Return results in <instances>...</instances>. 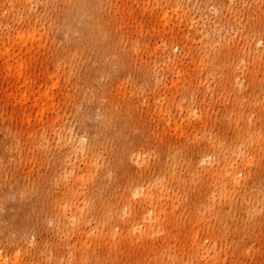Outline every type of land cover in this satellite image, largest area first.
Wrapping results in <instances>:
<instances>
[{"label":"rangeland","instance_id":"rangeland-1","mask_svg":"<svg viewBox=\"0 0 264 264\" xmlns=\"http://www.w3.org/2000/svg\"><path fill=\"white\" fill-rule=\"evenodd\" d=\"M101 120L156 165L138 203ZM109 259L264 264V0H0V264Z\"/></svg>","mask_w":264,"mask_h":264},{"label":"bare ground","instance_id":"bare-ground-1","mask_svg":"<svg viewBox=\"0 0 264 264\" xmlns=\"http://www.w3.org/2000/svg\"><path fill=\"white\" fill-rule=\"evenodd\" d=\"M83 13V8L81 9V6L68 8V10H64V15H63V20L60 21L59 28L61 31H64L63 29L65 27L69 28L75 33V32H80V30L83 29V23L82 19L80 18V15ZM71 31V33H72ZM101 34V32H100ZM61 36V34H60ZM102 38V37H101ZM100 38V39H101ZM76 41V40H75ZM72 41V42H75ZM81 41L83 43H86L85 41H88V38L86 36L81 37ZM94 41H98V37L96 36L94 38ZM92 43V42H91ZM99 50H100V44H99ZM102 53V52H101ZM115 56V55H114ZM114 58V57H113ZM97 61L96 65H93L92 62ZM168 62L173 63L174 60L171 58H168ZM113 64V61L110 58L106 57L104 53H102V58L100 54H97V56H94L93 59H90L88 62V68L92 72L93 77L99 76V75H113L111 72V65ZM93 118V110L91 107H88L85 110V116L80 120L81 125L80 127H83L84 129H91L92 124L88 121L89 119ZM100 131L102 132H107L110 135V138L112 139V149L110 150L108 154V161H107V169L110 172H114L115 174L117 173H122L124 176L127 175V178H124L120 180L119 178L115 179V182L119 181H127V179L134 180L136 185L133 186L129 191L131 192L132 199L135 203H138V199L140 198L141 195L144 194V189H142V181L148 177V174L146 171L140 170L139 165H137L138 162H136V158L139 160H146V156H144V150H142V147L144 143L142 141H138L134 148L136 150L131 149V143L129 142L130 135L125 134V129H123L121 126L119 127H112L110 124L106 123L105 120H101L97 122ZM142 146V147H140ZM133 152L136 153V157L133 156ZM146 165L148 168L149 173H156V165L154 162H149L146 160ZM115 177V176H114ZM147 180L150 181L149 178ZM146 190H150L149 188H146ZM152 207H147L145 210H141L140 214H143L144 217H148L149 214L144 215V212L151 210ZM134 210L136 211L137 208L134 207ZM129 224L127 225V229L131 227L132 222L127 221ZM126 222V223H127ZM116 223V222H115ZM119 224V222H118ZM124 226V223H122ZM156 226V224H154ZM111 228V227H110ZM150 228V226L148 227ZM153 232V231H152ZM142 234V232H141ZM154 237H158V235L153 233ZM124 244H120L114 247V250L112 252V256L114 254H117L118 258H121V253H122V247ZM105 264H125L124 261H116L113 262L112 260H108Z\"/></svg>","mask_w":264,"mask_h":264}]
</instances>
